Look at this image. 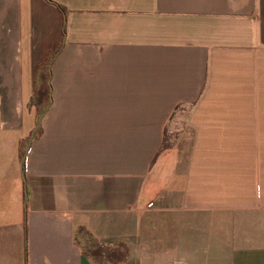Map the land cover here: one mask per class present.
<instances>
[{
	"label": "crops",
	"instance_id": "1",
	"mask_svg": "<svg viewBox=\"0 0 264 264\" xmlns=\"http://www.w3.org/2000/svg\"><path fill=\"white\" fill-rule=\"evenodd\" d=\"M0 264H264V0H0Z\"/></svg>",
	"mask_w": 264,
	"mask_h": 264
},
{
	"label": "trees",
	"instance_id": "2",
	"mask_svg": "<svg viewBox=\"0 0 264 264\" xmlns=\"http://www.w3.org/2000/svg\"><path fill=\"white\" fill-rule=\"evenodd\" d=\"M48 62L47 63H39L37 66V73H39V76L44 73H48ZM42 68V69H41ZM41 71V72H40ZM39 83H44V80H39ZM43 87V86H42ZM30 106L34 107L36 109V112L42 114L44 110L48 106V88L46 85L41 89H38L35 96L30 101Z\"/></svg>",
	"mask_w": 264,
	"mask_h": 264
},
{
	"label": "rangeland",
	"instance_id": "3",
	"mask_svg": "<svg viewBox=\"0 0 264 264\" xmlns=\"http://www.w3.org/2000/svg\"><path fill=\"white\" fill-rule=\"evenodd\" d=\"M44 63V62H42ZM42 69V68H41ZM41 72V71H40ZM39 75V74H38ZM37 114V118L41 115L40 113H36ZM38 131H36L37 133ZM36 135V134H35ZM27 138L26 137V140L24 141V143L22 144V148L24 149L25 145H26V141H27ZM18 185L20 183L19 179H17V182H16ZM80 238V241H81V245L84 249L85 252L87 253H90V254H98L99 253V250L98 248L94 245V243H92V241L89 240L88 237H86L84 234H80L79 236ZM97 256V255H96Z\"/></svg>",
	"mask_w": 264,
	"mask_h": 264
},
{
	"label": "water",
	"instance_id": "4",
	"mask_svg": "<svg viewBox=\"0 0 264 264\" xmlns=\"http://www.w3.org/2000/svg\"><path fill=\"white\" fill-rule=\"evenodd\" d=\"M43 115H44V113H42V114L39 116L38 121H37V124H36L34 130L31 132L30 137H29V139H28V141H27V144H26V146H25V149H24V155L22 156V159H21V171H23V163H24V161H25L26 154H27V152H28V150H29V147H30V145H31V143H32L33 137H34V135L36 134V131H37L39 125H40V122H41V120H42V118H43ZM22 177H23V176H22ZM23 180H24V177H23Z\"/></svg>",
	"mask_w": 264,
	"mask_h": 264
}]
</instances>
